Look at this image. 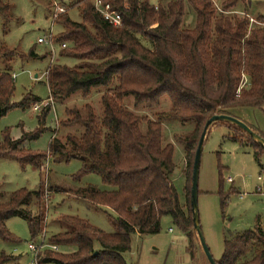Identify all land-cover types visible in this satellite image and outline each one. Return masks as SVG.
I'll use <instances>...</instances> for the list:
<instances>
[{"label": "trees", "instance_id": "1", "mask_svg": "<svg viewBox=\"0 0 264 264\" xmlns=\"http://www.w3.org/2000/svg\"><path fill=\"white\" fill-rule=\"evenodd\" d=\"M104 1L121 15V25L114 27L104 20L90 0H76L72 7H77L80 20L60 13L54 22L63 30L53 40L66 43L60 56L78 63L73 67L53 63L45 73L49 98L54 103L62 104L75 94L87 99L94 90L102 89L101 114L96 116L88 104L85 114L65 109L61 127L76 131L63 137L54 135L45 153H31L20 145L44 130V117L50 109L46 105L37 115L40 126L35 131L12 139L8 128L3 130L0 158L9 157L39 171H44L46 160L76 159L81 167L72 175L73 180L94 173L111 188L100 190L89 184L68 192L111 209L114 232L104 233L77 216L62 215L57 218L62 230L52 234L48 244L75 249L65 254L48 250L39 263L127 264L122 254L130 249L131 234L158 233L163 216H169L185 235L187 252L195 260L197 234L190 203L193 160L192 164L189 160L185 173L182 203L171 180L173 146L162 142L161 121L171 118L193 124V131L178 139L189 155L192 150L195 154L204 124L213 115H230L229 110L235 107L264 106V26L248 29L246 18L217 14L212 0H188L195 11L193 28L181 26L183 0L156 8L148 0H127V6L123 0ZM240 1L224 0L222 10H231ZM9 9V0H0V14L7 18ZM14 56V51L0 45V118L13 107L28 108L32 102L41 101L30 94L19 102L11 101L15 87L9 62ZM28 57L36 59L38 55L30 50ZM242 76L247 78V85L240 87ZM127 96L133 97L136 106L147 109L157 108L161 97L166 96L171 107L155 120L141 118L123 104ZM246 134L247 143L235 135L229 138L249 146L259 160L264 147ZM53 190L41 181L35 190L0 191V239L18 242L6 228V221L12 217L26 221L31 241L41 236ZM232 193H236L235 188L227 193L219 189L221 207ZM11 258L1 253L0 264ZM215 262L264 264V230L258 224L224 236L223 253Z\"/></svg>", "mask_w": 264, "mask_h": 264}, {"label": "rangeland", "instance_id": "2", "mask_svg": "<svg viewBox=\"0 0 264 264\" xmlns=\"http://www.w3.org/2000/svg\"><path fill=\"white\" fill-rule=\"evenodd\" d=\"M75 1L9 0L8 17L0 14V45L15 52V56L9 62L11 73L15 75L12 102H19L24 96L30 94L39 97L41 101L38 102L44 101L43 109L44 105L49 103L46 101L49 98V90L45 78L49 65L59 63L73 67L78 63L74 58L60 56L58 42L54 43V54L50 52L47 45L37 42L39 37L48 36L50 30L55 37L63 30L61 24L51 20L54 3L63 5L65 12L72 20H80L77 7H72ZM148 1L152 5L165 6L174 0ZM223 1L212 0L217 14H233L238 18H246L248 29L264 26V0H243L228 11L222 10ZM194 25L195 11L188 0H183L181 26L193 28ZM30 50L34 51L38 58H29ZM51 57H54V60L50 63ZM2 69L3 64L0 61V70ZM243 80H246L244 83L246 86L247 78L242 76L241 82ZM102 92V89L94 90L87 99H82L75 94L62 104L54 103V101L53 104H48L50 109L44 117L42 125L44 130L37 138L24 140L20 148L31 153H45L54 135L63 137L69 131L75 132V128L61 127V121L65 119V109L74 108L81 114H85V105L88 104L99 117L102 111L100 103ZM34 103L32 102L28 108L13 107L0 118V140L5 128H8L12 139L20 138L23 132H33L39 128L37 115L42 112V109L34 112L31 108ZM123 104L137 116L151 120L157 119L159 113H165L171 107L166 96L161 97L159 106L153 109H147L143 105L136 106L132 96L124 98ZM229 113L264 137V106L235 107L231 108ZM161 125L163 144L171 143L173 146L174 169L171 180L183 203L185 173L190 159L192 164L194 150L188 155L184 144L178 139L180 136L190 134L194 126L190 123L181 124L178 120L171 118L162 120ZM140 128L142 131L145 130V122L140 123ZM231 135H235L244 143L248 141L247 134L243 130H238L237 126L229 125L224 121L213 124L206 134L200 153L197 211L201 234L215 260L219 259L223 253L224 236L234 232L241 233L258 224L264 230V178L258 180V175L264 177V153L260 155L259 160H256L252 149L239 141L231 140L229 138ZM80 167L81 162L76 159L60 162L46 160L44 171H39L29 164L21 166L15 159L0 158V191L11 192L20 188L35 190L41 181L44 187L55 190L50 191L49 194L44 232L41 236H37L36 240L31 241L25 220L12 217L6 221V228L18 242L0 239V254L4 253L12 257L4 264H33L34 253L28 249V244L30 242L38 244L42 240L44 244H48V238L62 230L57 222V218L62 215L84 219L104 233L114 232L115 226L109 217L114 216L111 209L92 205L68 192L89 184L100 190L111 189L104 185L101 178L94 173L86 174L79 180H73L72 175L76 174ZM228 178L231 181H228ZM231 188H235L236 193L230 194L226 204L221 207L219 189L227 193ZM57 248L55 251L47 245L43 246L36 253L38 261L47 256L48 250L65 254L75 249L74 246L67 245H57ZM122 256L127 264H209L198 238L195 260L190 258L187 252V239L169 216L161 218L160 230L156 234H131L130 249Z\"/></svg>", "mask_w": 264, "mask_h": 264}, {"label": "water", "instance_id": "3", "mask_svg": "<svg viewBox=\"0 0 264 264\" xmlns=\"http://www.w3.org/2000/svg\"><path fill=\"white\" fill-rule=\"evenodd\" d=\"M218 121L228 122V123H231V124L237 126L238 128H240L243 131H245L246 133H248V135L250 137H252V139L256 143H258L259 145L264 147V138L260 137L256 133H254V131L250 127H248L244 122L236 119L235 117H233L231 115H227V114L213 115L204 124L203 130L201 132V135H200L198 143H197V147H196L194 159H193L190 203H191L193 226H194V229L196 231L197 238L199 240V243L201 245L203 253H204L207 261L209 262V264H216V262H215V259L210 254V251H209V249H208V247H207V245L203 239V236H202L201 230H200V225H199V218H198V211H197L198 171H199V161H200L201 148H202L203 142L205 140L206 134L208 132L209 127L213 123L218 122Z\"/></svg>", "mask_w": 264, "mask_h": 264}, {"label": "built area", "instance_id": "4", "mask_svg": "<svg viewBox=\"0 0 264 264\" xmlns=\"http://www.w3.org/2000/svg\"><path fill=\"white\" fill-rule=\"evenodd\" d=\"M95 8V10L102 16V18L104 20H106L108 23H110L112 26L117 27L121 25V15L114 9L112 8V6L110 5L109 2L104 1V0H90ZM54 9L51 15V20L52 22H54V20L57 18V16L60 13H64L65 12V8L63 5H58L57 3H54ZM123 4L125 6H127V0H123ZM155 8L157 7V5H154ZM53 34L50 30L48 36L46 37H39L37 39L38 43H43L45 45H47L49 47V50L52 54H54V40H53ZM60 48H64L66 46V43H59ZM54 60V57H51L50 63ZM13 78H14V74H12ZM246 81V80H245ZM245 81L243 80L242 82H240V87H242L245 83ZM47 102L44 106L48 105V104H53V100L51 98L46 99ZM45 101V102H46ZM44 101L42 102H35L34 105H32V110L34 112H39L42 109V104ZM262 175H258V180H261ZM228 181H231L230 178L227 179ZM47 245L48 247H50L52 250H57V245H48V244H44L43 240L40 241L38 244H35L34 242H30L28 244V249L30 251H32L34 253V260H33V264H41L39 263L36 253L38 250L42 249L43 246Z\"/></svg>", "mask_w": 264, "mask_h": 264}, {"label": "crops", "instance_id": "5", "mask_svg": "<svg viewBox=\"0 0 264 264\" xmlns=\"http://www.w3.org/2000/svg\"><path fill=\"white\" fill-rule=\"evenodd\" d=\"M36 76V75H35Z\"/></svg>", "mask_w": 264, "mask_h": 264}]
</instances>
